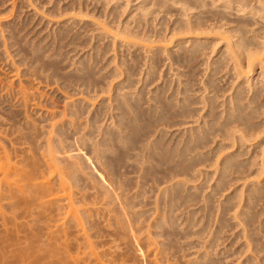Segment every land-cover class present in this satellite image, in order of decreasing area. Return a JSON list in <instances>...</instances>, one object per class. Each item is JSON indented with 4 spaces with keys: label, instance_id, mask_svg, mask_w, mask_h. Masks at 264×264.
<instances>
[{
    "label": "rangeland",
    "instance_id": "rangeland-1",
    "mask_svg": "<svg viewBox=\"0 0 264 264\" xmlns=\"http://www.w3.org/2000/svg\"><path fill=\"white\" fill-rule=\"evenodd\" d=\"M155 1L153 0L155 3L152 4V0H0V122L4 123L5 121V123H14L15 127H17V125L20 127L24 124L23 121H25L26 110L18 104V101H16L17 98L14 97L13 100L10 101L5 99L8 98L6 97L9 90L8 87L10 86L9 88L14 93L19 86V82L25 85H31V82H33L32 85L35 87L34 89L38 91V93H36L37 95H35V99L31 98L29 101L27 115L29 114L32 121H40L41 118L43 119L46 116L45 111L48 108L54 109L56 106L59 107L62 105L68 99L78 100L80 97L84 96L80 94L76 84V80L84 74H90L94 79L99 80L102 85L106 86H108V83L115 86L116 82L118 83L122 78L124 80L126 77V86L120 90L119 93L120 95L127 94L131 98L133 103H135V113H128L126 115V124L119 126L122 129H126L122 133L123 138L119 139L120 141L118 140L121 143L113 147V150L116 152V163H118L116 165V173L119 176V182L121 183L122 181L118 186H121L123 193L129 198L130 203L121 206L118 214H120L121 218L123 215V219L126 220L125 222L129 220L130 225L134 226L135 223L136 228L137 226L140 228L137 230L135 226H131L134 230L136 229L139 235L138 237L141 238L142 242L140 241V245L142 247H140V249L143 251V255L147 256L142 264H150L149 261L152 260L153 253L147 255V251L150 250L149 248H151L150 251L152 252L153 250H159L160 247L161 250L164 251V256L166 255L163 259V264H264V172L261 170L260 171L263 173L258 174L260 171L257 172L262 168V166L260 168L259 166L262 162L261 158L263 159L261 150L264 147V131L258 132L256 135L252 136L254 137L253 139L249 137L251 140L245 143L241 154L236 158L237 161L241 162L243 165L239 168H229L228 176L225 178L222 186H217L219 173L216 172V169H218L217 166L220 168L221 162L225 160V157L231 155L233 151L237 149L236 146H234V149L231 147V145H233L232 136H228L224 132L217 130L218 126L216 123L220 124L224 120L223 115L225 116V113L223 114V111L226 104L222 102L228 97L226 100V103H228L230 96L237 90L238 82H242V77L241 79H236L229 72L232 66V60L225 50V39H222L224 38L222 35L224 31L222 32L221 30H225L226 33L228 32L227 35H230V33L232 34L233 31V39H236L239 34V36L242 35L245 38L250 36V38L248 37L247 39L252 42L257 39H260V41L261 39L263 40L264 10L262 9V12L261 8H264V6L260 7L259 4L263 2L264 5V1L259 0L258 4V0H231L229 6L233 4L234 8L230 6L227 9L224 5L226 4L228 6V0H226L227 3L224 0H217L219 1L218 3L212 0L214 4L216 3V5L213 4V6L211 0H208L209 4L205 7L188 8L189 6L187 5V11L184 10L183 7H185L186 4L183 5V3L178 4L170 0L167 1V3L163 0ZM221 2L223 5L219 4ZM234 3H237V5L240 3L238 7L241 6L242 9L241 7L238 9L237 5ZM241 3L246 5L244 10V6ZM181 5L183 6L181 7ZM163 6L165 7L163 8ZM222 6L227 10L223 9ZM197 10L199 13L203 12L202 21L206 24L203 26L204 28H199V31H187V29L186 31H184V29L180 31L178 26L184 24V22L187 21L186 18L189 19V22L192 18L195 20V17L186 14L192 15L193 11L194 14H197ZM245 10L246 12L248 10L247 14L251 12L250 17H248L249 14L245 15ZM157 14H159V16H157ZM243 14L245 17H243ZM259 14L262 15L260 16ZM160 18L161 20H159ZM179 18L183 20L185 18V21ZM191 21L194 22L193 19ZM187 22H185V24ZM98 24L100 25L97 26ZM213 24L215 27L213 26L212 28ZM104 25L107 26L106 28L109 27V34L107 33L108 31H104ZM173 28H177L175 32H173ZM228 28L229 31H227ZM119 29L126 32L121 34L125 36H123L124 39L134 34L135 39L133 36L132 38L137 41V43L135 44V41L134 43L130 42L129 40L131 38L127 37L130 42L128 46L129 42H127V44L126 42L124 43L123 41L125 40L121 38V35H119L118 42V39L116 40L112 36H114V33L117 31L119 32ZM206 29L207 32L205 31ZM230 29L233 30L231 31ZM130 30L131 34L127 35V32ZM202 30L205 34L202 33ZM177 33L179 34L177 35ZM180 33L182 34L180 35ZM136 34L138 36H136ZM193 35H195V37ZM182 37L185 38V40L188 38L187 41ZM120 38L122 43H120ZM153 38H157V40ZM204 38L207 42L209 41L208 43L206 42L208 46L203 42ZM113 39L116 41L114 42ZM148 39H152V42ZM200 39H202V41ZM190 40L191 45H189ZM198 40L199 44H197ZM145 43L148 44L149 47L145 45ZM150 45L152 49L149 50ZM163 45H166L165 47H167V49ZM189 47L190 49H188ZM155 48L158 49L156 50ZM211 50L212 55H210ZM170 61L173 62V64H171ZM164 62L166 63L164 64ZM120 65L122 66L120 67ZM123 68L125 69L124 75L126 76L122 74V77L120 70L123 71ZM37 70L40 74L42 73V75H37ZM258 70L260 69L256 68L253 73V90L249 89V94V90L246 88L242 93L241 102L243 101V104L248 103L247 101H249L254 92H257L259 98H263L264 100V79L258 78V74H256L259 72ZM46 76H49V78ZM206 77H208L209 80ZM113 81L116 82L113 83ZM178 82H181L180 85L182 86H179ZM233 83H235V87ZM183 87H185V89ZM231 87L233 88L231 89ZM186 88L188 89L187 92L183 93L182 91L186 90ZM204 89L206 93H204ZM209 89L212 91L210 93L214 99L213 101L208 100L210 102H205L203 96L209 95ZM177 91L181 92V96H179L180 92ZM202 93L204 94L203 96L201 95ZM111 94L108 93L110 96ZM103 95L105 98L108 97L105 93ZM199 95L202 96L203 100ZM177 97L179 100H177ZM223 97L226 99H223ZM184 98H187L188 102H190V105L187 106L185 110L180 106L183 104ZM89 101L91 102V107L93 103V106L97 105V108L102 105V111L98 122L99 125H102V128L105 127L104 129L113 130L114 127L111 124V115H116L117 112L119 114L121 111L113 109L109 105L110 102L108 103V99L105 104H101L103 100L101 101L100 97H98V99L88 97L87 103ZM178 101H180V104ZM206 103L210 106L207 105L209 110L206 109ZM200 110L202 114H200ZM199 115H201V117ZM135 116L136 119H134ZM203 117L205 120H203ZM130 118H133L132 124H128ZM116 119L118 120V117H116ZM185 120H187V122ZM198 121L199 123L196 125L195 123ZM41 122V124H46L48 121L43 119ZM204 122L207 124L204 125ZM184 123L186 125H184ZM200 124L204 129H208L204 135L206 143L201 144L194 150H190L193 148L186 150V146L189 145L190 142L189 139L192 137V134L199 130ZM212 126H215V128L211 131L210 128H212ZM231 129V127L228 128L229 131H231ZM96 133L95 135L98 137V132ZM222 137L225 141H223ZM221 141L223 142L221 143ZM124 142H128L125 147L123 145ZM259 142L260 144H258ZM223 143L224 145L226 143L225 146L227 147H224ZM229 149L230 153L226 151ZM123 153L130 156L126 160L119 161L118 157L123 155ZM223 153L225 155H223ZM196 154L200 155V160L193 159ZM219 154H222V157H219L217 161V155ZM178 160H182L186 165H191L187 167L186 170L176 175L179 181L182 177L180 186L177 185L178 180L175 179L176 176L173 178L175 172L173 166ZM134 161L137 163H133ZM215 163L219 164L216 165ZM98 168L99 165L95 163V166L87 170L94 171L95 175H93L92 178L95 180L103 176ZM235 169L236 171H234ZM137 177L139 183L135 180ZM250 177L252 180H249ZM256 179L258 181H256ZM170 182L171 185L169 184ZM257 183H260L261 186ZM164 184H168L170 188L166 186L167 191L165 187L164 189L161 187L162 189H160V192L159 188L160 186H164ZM135 185L139 188H135ZM253 188L257 189L256 195L251 193ZM143 190H145V192H143ZM91 191L93 193L95 192L94 190ZM126 191L128 192L126 193ZM157 191L160 192L161 197L158 196L159 194L157 195ZM166 191L169 193L167 197L165 196ZM230 193L231 196L229 195ZM157 199L159 200L158 205H156L157 203L155 201ZM247 199H250V201L252 199V201L247 204ZM100 202L102 201L100 200L97 203L99 205L98 207L96 206L97 204L94 206V208L97 209V211H94V219L96 221L98 219L101 223L105 220L106 223V217L108 215L105 207L107 206L103 207L105 204ZM203 202L205 203L203 204ZM172 204L174 205L172 206ZM235 204L238 205L237 211ZM100 205L102 206L100 207ZM55 208L54 205H52V208L48 206L42 220H40L41 218L37 215H34L37 219L31 216V218H14L13 220L14 211L5 210V213L9 216L7 217L6 215L7 220L5 219V221L3 218H0V230L5 228L4 223H6L7 227L11 228L15 225L14 222L24 221L23 231L21 232L22 236H31L36 231H38V233L40 232V242L35 243L34 247L29 250L31 252L30 259H34V257L37 256L39 261L37 264H42V262L46 263L50 261L49 258L53 260L57 258V256H62V254H57V251L52 250L56 248L55 243H53L54 246L50 243L51 246L47 241L49 240L48 235H44V233L49 231V227L51 226L50 229L55 230L53 228H56V226L53 227V225H55L57 219H60V221H58L59 223L57 222L59 225L61 224L60 222H62L61 217H63L64 214L59 213L63 212V209L59 211L55 210ZM243 208L247 210V212L243 211ZM131 209H133V211ZM240 209L242 211H240ZM22 211L20 210V212ZM137 211H139V213ZM158 211H160L161 215L163 212L165 213L161 216L162 218L165 217V221H161ZM124 212L126 214H124ZM51 213H53V215ZM49 214H51L52 217H49ZM235 214H239V216L235 217ZM45 217L51 222L48 221L50 224L47 222V231L45 228L47 226L46 221H44ZM54 218H56V220ZM237 218L238 222L235 220ZM157 219H159L158 223ZM154 220H156V222ZM64 225L66 226V224ZM51 230L49 232H51ZM146 238H149V240H146ZM150 240L152 242H150ZM122 241L123 240L120 239L116 241L119 243L120 248L124 247ZM25 244L26 243H23V245ZM115 244L113 243L114 246H116ZM145 246H148L147 251ZM113 249H115V247ZM130 252L133 256L132 259L125 263L118 262L117 264H141L140 259H136L133 252ZM28 264L36 263L31 260Z\"/></svg>",
    "mask_w": 264,
    "mask_h": 264
},
{
    "label": "bare ground",
    "instance_id": "bare-ground-1",
    "mask_svg": "<svg viewBox=\"0 0 264 264\" xmlns=\"http://www.w3.org/2000/svg\"><path fill=\"white\" fill-rule=\"evenodd\" d=\"M163 1L167 3V1H169V0H163ZM170 1H174L178 4L183 3V5L186 4V6H185L186 8L183 7L184 10H186V9L188 10V8H191V7H203V6L205 7L209 4L208 0H170ZM213 1L214 2L216 1V3L219 2L217 0H213ZM213 1L211 0L212 6L214 4ZM224 1H226V0H224ZM155 2H153V0H152L151 3L154 4ZM222 2L219 4L223 5ZM230 2H231V0H228V3L226 1L228 6L224 3L226 5V6L224 5V7L225 8L227 7V9H228V7L233 6V4H231L229 6ZM257 2L259 4V0ZM143 3H144V1H143ZM216 3L214 5H216ZM183 5H181V7ZM187 5L189 6L188 8H187ZM235 5H237V3ZM239 5H240V3H238L237 7ZM243 6H244L243 7V10H244L246 5H243ZM259 6L260 7L264 6L263 2H261V4H259ZM143 7H144V5H143ZM151 7H152V5H151ZM164 7L165 6H163V8ZM224 7L222 6L223 9H225ZM240 7H238V9H240ZM153 8H154V6H153ZM216 8H218V7H216ZM233 8H234V6H233ZM219 9H221V8H219ZM227 9H225V10H227ZM241 9H242V7H241ZM262 9L264 10V8H261V11H262ZM198 10H199V8H198ZM139 11H140V9H139ZM217 11H218V9H217ZM254 11H256V10H254ZM142 12H144V11H142ZM239 12H240V10H239ZM245 12H246V10H245ZM247 12H248V10H247ZM247 12L245 13V15L249 14L248 17H250V13L252 12V9H251L250 13L247 14ZM108 13H109V11H108ZM193 14H194V11H193ZM193 14L192 15L186 14V15H189L191 17H195V20H194V18H192L194 22L191 21L192 19H190V22H189V19L186 18V20L188 21L187 22V21H185V18H184V20L181 18L183 21H185L187 23L185 24V22H184V24H181L178 26V29H180V31H181V29H184V31H186V29H187V31H193V30L199 31L204 25H206L205 22L202 21L203 12L199 13V11H198L197 14H194V15ZM252 14H251V16H252ZM245 15L243 17H245ZM157 16H159V14H157ZM134 18H135V16H134ZM159 20H161V18ZM214 24L212 25V28H213ZM99 25L100 24H98L97 26H99ZM106 27L107 26L104 27V31L105 32L108 31L107 33L109 34L110 29H109V27L108 28H106ZM232 28H233V26H232ZM176 29L173 28V30H174L173 32H175ZM220 30H221V28H220ZM230 30L232 31L233 29H230ZM205 31L207 32V29ZM211 31H213V30H211ZM221 31L222 32L224 31V34L226 33L225 30H221ZM227 31H229V28ZM124 32L125 31H122L119 29V32L118 31L116 33L113 32L114 36H112V37L115 38L116 40L118 39L117 41L119 42V35L123 34ZM130 32H131V30L127 32L128 33L127 35L131 34ZM165 32H166V30H165ZM111 33H112V31H111ZM202 33H203V30H202ZM227 33L225 35L222 34L224 36V38H222V39L223 40L225 39V45H226L225 50L228 53L229 58L232 60L231 61L232 62L231 69L230 70L228 69V70L236 79L237 78L241 79V77H242V79H241L242 82L241 83L238 82L237 90L234 91V93L232 92L233 95L230 96L228 103H226L227 102L226 100L228 99V97H227V99L223 97V99H226L222 102L223 104L224 103L226 104V107L223 111V114L225 113V116L222 114L224 120L220 124L216 123V125L218 126L217 130L224 132L228 136H230V135L232 136L233 145H231V147H233V149L235 148L234 146L237 147L236 151H233V153L231 155H229V156L226 155L227 157L224 156L225 160L224 161L222 160L223 162H221L220 168H219V166H217L218 169H216V172L219 173L218 174L219 175L218 184L216 182L217 186H222L223 182L225 181V178L228 176L229 168H233V167L239 168L240 166L243 165L241 162L237 161L236 158H237V156H239L241 154L242 148H243V146H245V143L247 141L249 142L251 140V138H249V137L256 135L258 132L264 131V109H263L264 108V100H263V98L260 99L258 93L253 91L254 93L252 94V96L248 95L251 97H250L249 101H247L248 102L247 104H245V103L243 104L242 103L243 101L241 102L242 93L244 92V89L248 88V90L249 89L253 90L254 84H252V83L254 81H252V79H253V75H254L253 73L255 72L256 68L260 69V70H258L259 72L256 73V74H258V78L260 77V78L264 79V41H263L264 38H263V40L261 39V41H262L261 42L260 39H257V37H256L257 42L256 41L252 42L251 40L247 39L248 37L250 38V36L245 38L244 36H242V35L239 36V34H238V37L236 39H233V37H234L233 31H232V34L229 32L230 35L229 34L227 35ZM178 34L179 33H177V35ZM181 34L182 33H180V35ZM203 34H205V33H203ZM220 34H221V32H220ZM177 35H175V36H177ZM197 35H199V34H197ZM226 35H227V37H226ZM247 35H248V33H247ZM123 36L124 35H121V38H123ZM132 36L135 39L134 34H133V35L127 36V37L131 38L130 40L127 37L125 39L123 38L125 40L123 42L124 43L126 42V44L129 41L134 43L135 40L132 38ZM136 36H138V35L136 34ZM193 36L195 37V35H193ZM206 37H208V36H206ZM121 38H120V43H122ZM136 38H138V37H136ZM199 38H201V37H199ZM115 39H113L114 42L116 41ZM153 39H155V38H153ZM183 39L185 40V38H183ZM187 39L185 41H187ZM150 40L152 42V39H150ZM155 40H157V38ZM164 40H165V38H164ZM168 40H170V39H168ZM200 40L202 41V39H200ZM204 40H205V38H204ZM204 40H203V42L206 43L207 41L206 40L204 41ZM258 40H259V42H258ZM185 41H182V42H185ZM130 42L128 43V46H129ZM211 42H212V40H211ZM136 43H137V41H135V44ZM207 43H206V45H207ZM140 44H141V42H140ZM197 44H199V40H198ZM215 44H216V42H215ZM218 44H219V42H218ZM145 45H148V44L145 43ZM169 45H170V43H169ZM189 45H191V40H190ZM161 46H162V44H161ZM163 46L165 47L166 45H163ZM148 47H149V45H148ZM153 47H155V46H153ZM159 47H160V44H159ZM190 47H192V46H190ZM190 47L188 49H190ZM165 48L167 49V47H165ZM150 49H152L151 45H150L149 50ZM155 49L157 50L158 48H155ZM214 49H215V47H214ZM212 50L210 52V55H212ZM41 51H42V49H41ZM114 51H115V49H114ZM147 51H148V48H147ZM93 54H95V53H93ZM149 55H150V53H149ZM206 57H207V55H206ZM148 58H149V56H148ZM168 58H170V57H168ZM221 58H222V56H221ZM219 60H220V58H219ZM113 62H114V60H113ZM165 63L166 62H164V64ZM171 64H173V62H171ZM122 65H120V67ZM226 69H227V67H226ZM118 70H120V69H118ZM122 70L123 71L120 70L121 76H122V74H123V76H126V75H124L125 69L123 68ZM40 72H41V70H40ZM48 72H49V70H48ZM149 73H150V71H149ZM36 74L42 75V73L40 74L38 72V70H37ZM174 74H175V70H174ZM118 75H119V73H118ZM140 75H141V73H140ZM47 78H49V76ZM206 78L208 79V77H206ZM52 79H53V77H52ZM122 80H123V78H122ZM122 80L119 81L118 83L116 81H113V83L116 82L115 86L110 84V83H108V86H106V85H102L99 80L94 79L90 74H87V75L84 74L82 77H79L76 80V84L78 86L79 92H80V94H82L84 96L80 97L78 100H72V99L71 100L68 99L67 101L64 100L65 102L63 104L61 102V104H62V105H60L61 107L56 106L57 107V108L55 107L56 109L55 108L54 109L48 108L45 111L46 116L43 118L44 120L48 121L46 124H41L42 123L41 120H43L42 118L40 121H36V120L32 121L29 114L27 115L28 106L30 103L29 101L31 98L35 99V95H37L36 93H38V91H36L34 89L35 87L32 85L33 82H31L32 83L31 85H25V84L19 82V86L17 87L16 91L14 90L15 91L14 93L9 88L10 86L8 87L9 90L7 92V95H6V97H8V98H5V99L10 101V100H13L14 97H16L17 98L16 101H18V104L21 105L23 107V109L26 110L25 111L26 116H25V121H23L24 124H22L20 127L18 125H17V127H15L14 123H9V122L5 123V121H4V123L0 122V218H3L5 221L6 215H7V217L9 216L7 213H5L6 212L5 210H11V211H14V217H12L13 220H14V218L15 219H17V218H28V217L31 218V216H34V215H37L38 217L41 218L40 220H42L45 216L44 212L47 210L48 206H50V208H52V205H54L56 207L55 210H59V211L61 209H63V212L59 213V214H64V216L61 217L62 222H60L63 225L58 224L59 223L58 221H60V219L56 220V218H54L56 220V223H55V225H53V227L56 226V228H53V229H55V230H51L50 229L52 227L51 226V227H49V231L51 230V232L48 231L47 233H44V235H46V236L48 235L49 240H47V241L49 242V244L51 243L54 246L53 243H55L56 248H54V247L53 248L56 250H54V249H52V250L57 251V254H62V256H57V258H54L53 260H51L52 258H49L50 261H48L46 263L42 262V264L43 263L44 264H117L118 262L125 263L126 261L132 259V257H133L130 251L133 252L136 259H140L141 264L143 263V260L147 258V256L143 255L144 253L140 249V247H142L140 245L141 238L138 237L139 235L136 232V229L139 230L140 228H138V226L136 228L135 223H134V226L136 228L134 230L132 228L134 226L130 225L129 220L127 222H125L126 220L123 219V215L121 218L120 214H118L120 207L125 205V204H129L130 200L125 195V193H123L121 186L120 187L118 186L122 183V181H121V183L119 182L120 179H119L118 174L116 173V165L118 163H116L117 157L115 156L116 152H115V150H113V147L118 146L119 143H121V142H119L120 141L119 139L123 138L122 133L126 128L122 129L119 126L126 124V122H125L127 120L126 115L128 113H135V103H133V101L131 100V98L127 94L120 95V93H119L120 90H122L126 86L125 83L127 81V78L125 77L124 80L123 81ZM140 80H141V78H140ZM108 81H111V80H108ZM179 81H180V78H179ZM178 83H179V86H182V85H180L181 82H178ZM235 83H233L234 87H235ZM46 86H48V85H46ZM68 88H70V87H68ZM183 88L185 89V87H183ZM232 88L233 87H231V89ZM187 90L188 89L186 88V90H184L182 92L186 93ZM250 90H249V94H250ZM177 92H180V91H177ZM210 92H212V91H210V89H209V92H208L209 95L211 94ZM104 93H105V95L106 94L108 95V93L109 94L112 93V94H111V96L108 95V97L105 98V96L103 95ZM204 93H206V90L204 91ZM201 95L203 96L204 94L202 93ZM201 95H199V96H201ZM209 95L208 96L205 95L206 97L203 96L205 102L208 100L213 101L214 98L212 97V94L210 96ZM179 96H181V92H180ZM202 96H201V98H202ZM88 97H93V98H97V99H98V97H100L101 101L103 100L102 102L100 101L101 104H105L106 100L108 99V103L110 102L109 105L113 109H118L121 111L119 114L117 112L116 115H114V114L111 115V118H112L111 124L114 127L113 130L104 129L105 127L102 128V125H99L98 122H99L100 113L102 111V105L98 106L99 108H97V105L93 106V104H94L93 103L92 107H91V104H90L91 102L89 101L87 103ZM178 97H177V100H179ZM68 98H69V96H68ZM180 99H181V97H180ZM202 100H203V98H202ZM210 101H208V102H210ZM178 102L180 104V101H178ZM57 105H59V104H57ZM189 105H190V102H188L187 98H184L183 104L180 106L183 110H185V108ZM207 105H208V103H206L205 106L207 107ZM195 108H197V107H195ZM202 108H200V109H202ZM223 108H224V106H223ZM206 109H208V107ZM199 112H201L200 114H202L201 110ZM112 113H114V112H112ZM208 113H209V111H208ZM199 116L201 117V115H199ZM116 117H118V120L116 119ZM84 118H85V120H84ZM134 119H136V116ZM255 119H257V120H255ZM203 120H205L204 117H203ZM185 121L187 122V120H185ZM194 121H195V119H194ZM132 122H133V118H130L128 124H132ZM209 122H211V121H209ZM198 123H199V121L195 124L197 125ZM206 124L207 123L204 122V125H206ZM184 125H186V124L184 123ZM2 127H4V128H2ZM192 127H193V124H192ZM230 127L232 128L231 131L228 130V128H230ZM196 128H197V126H196ZM214 128H215V126H212V128H210V130L212 131V129H214ZM207 131H208V129H204L203 126H201V124H200L199 130L196 131L194 134H192V137L189 139L190 142H189V145L186 146V150L189 148H193L190 150H194L195 148L199 147L201 144L206 143L204 135ZM96 132H98L99 138L97 137V135H95ZM253 138L254 137H252V139ZM255 138H256V136H255ZM222 139H223V137H222ZM174 140H176V139H174ZM223 141H225V140L223 139ZM223 141H221V143ZM174 143H175V141H174ZM190 143H192V144H190ZM263 143H264V140H263ZM127 144H128V142H124L123 143L124 147ZM218 144H219V142H218ZM258 144H260V142ZM223 145H224V143H223ZM225 145H226V143H225ZM225 145H224V147H227ZM189 146H192V147H189ZM149 149H150V147H149ZM154 151H155V149H154ZM179 151H180V149H179ZM226 151L230 153V149L226 150ZM261 152L263 155V159L261 158L262 162H261V165L259 166V168L261 166H262V168H260L257 172H259L260 170L264 172V170H263L264 169V147L262 148ZM224 153H226V152H224ZM224 153H223V155H225ZM179 154H180V152H179ZM221 155L222 154L217 155V157H218L217 161L219 160V157H222ZM129 156L130 155L123 153V155L118 157V159H119V161H123V160H126L127 158H129ZM142 156H143V154H142ZM193 159L200 160V155L196 154L193 157ZM95 163L99 165L98 170L100 171V173L103 174V176L99 177L98 180H95L92 178V176L95 175L94 171H87L89 168L95 166ZM133 163H137V162L134 161ZM217 164H219V163H217ZM144 165H145V163H144ZM139 166H140V164H139ZM189 166H191V165L190 164H187V165L184 164L182 160L176 161L174 163V166H173L174 170H175V172L173 174V178L176 175H178L180 172H182L183 170H186V168ZM201 167H203V166H201ZM141 169H142V165H141ZM198 171H201V170H198ZM214 171H215V169H214ZM234 171H236V169ZM261 171L258 174L263 173ZM235 175H233V176H235ZM236 176H235V178L238 177V176L237 177ZM175 179L178 180L177 181L178 183L177 182L176 183L178 186H180L181 185L180 182L182 180V177H181L180 181L177 178V176ZM257 179H256V181H258ZM135 180L137 181V183H139L138 177ZM249 180H252V178L250 177ZM171 182L169 183L170 185H171ZM237 182H239V181H237ZM137 183H136V185H137ZM193 183H195V182H193ZM173 184H175V183H173ZM216 184H215V186H216ZM136 185H135V188H139V187H136ZM182 185H183V182H182ZM188 185H189V182H188ZM166 186H168V184H166V185L164 184V186H160V188L159 187L158 188L160 190V189H162L161 187H163V189L165 187V190H167ZM260 186H261V184H260ZM251 187H252V185H251ZM168 188H170V187L168 186ZM91 190H94L95 192L93 193ZM167 191H166V195L164 193V195L166 197L169 195V193H167ZM127 192L128 191H126V193ZM143 192H145V190H143ZM143 192H142V194H143ZM160 192H161V190H160ZM160 192L157 191V195L159 194L158 196H160ZM256 192H257V189H255V188H253L251 190V193L253 195H256ZM130 194H131V192H130ZM222 195H223V192H222ZM229 195L231 196V193ZM100 200L102 201L100 203L105 204V205H103V207L107 206L105 208L107 210L108 216L106 217V221H107L106 223H105V220L103 219L104 224L99 222L98 219H97V221L94 219V215H95L94 211H97V209H95L94 206ZM142 200H143V198H142ZM159 200H160V198H159ZM159 200L158 199L155 200L157 203L156 205H158ZM251 201H252V199H251ZM251 201H250V199L249 200L247 199V204H249ZM204 203L205 202H203V204ZM239 204H240V202H239ZM92 205H93V207H92ZM165 205H166V200H165ZM173 205L174 204H172V206ZM235 205H236V211H237L238 205L237 204H235ZM96 206L98 207L99 205L97 204ZM101 206L102 205H100V207ZM218 207H219V205H218ZM18 209H19V211H18ZM20 210L21 211L23 210V211L20 212ZM131 210L133 211V209H131ZM236 211H234V212H236ZM240 211H242V210L240 209ZM243 211L247 212V210H245L244 208H243ZM137 212L139 213V211H137ZM135 213H136V209H135ZM156 213H157V209H156ZM158 213L160 214V211H158ZM161 213H162V211H161ZM163 213H162V215L160 214V217L163 216ZM51 214L53 215V213H51ZM51 214H49V217H52ZM124 214H126V213L124 212ZM129 215H130V213H129ZM233 215H234V213H233ZM105 216H106V214H105ZM167 216H168V213H167ZM238 216H239V214H235V217H238ZM34 217H35V219H37L36 216H34ZM47 217H48V215H47ZM169 217H170V215H169ZM141 218H142V216H141ZM164 218L165 217H163V218L161 217V221H165ZM45 219H46V217H45ZM45 219H44V221H46V224H47L49 219L48 218L46 220ZM100 219H102V218H100ZM159 219H157V223H158ZM50 220H53V219H50ZM63 220H64V223H63ZM235 220H237V222H238V218ZM154 221L156 222V220H154ZM241 221H242V219H241ZM2 222H3V220H2ZM49 222H48V224L51 223V222L50 223ZM243 222L245 224L244 220H243ZM14 223H15V225L11 228L7 227L6 223H4L5 228L3 230H0V264H26V263L28 264V262L31 260H32V262L37 264L39 262L38 257L35 256L34 259H30L31 252L29 250H30V248L34 247L35 243L40 242L39 241L40 240L39 239L40 238L39 237L40 232L38 233V231H36L31 236H28V235L22 236L21 232L23 231L24 221L23 222H21V221L20 222H14ZM132 223H133V221H132ZM48 224L45 227L46 231L48 230L47 229ZM64 224H66V226ZM44 226H45V224H44ZM241 226H243V225H241ZM247 230H248V228H247ZM42 231H43V229H42ZM244 232H245V229H244ZM119 239L123 240L122 242H123L124 247H122V248H120L119 243L116 242ZM146 240H149V238H146ZM250 241H251V239H250ZM150 242H152V241L150 240ZM23 243H26V244L23 245ZM113 243L114 244L116 243L115 244L116 246H114ZM149 246H150V243H149ZM114 247H115V249H113ZM116 247H117V250H116ZM147 248H148V246H145L146 251L148 250ZM149 249L151 250V248H149ZM150 250L147 251V255H149L150 253H153L152 254L153 257L151 258L152 260L149 261L150 264L151 263L152 264H163V262H164L163 259L165 258L166 255L164 256V251L161 250V247L159 250L157 249V251L153 250L151 252ZM63 251H65V252H63ZM209 253H210V251H209ZM244 253H245V251H244ZM50 255H52V254H50Z\"/></svg>",
    "mask_w": 264,
    "mask_h": 264
}]
</instances>
